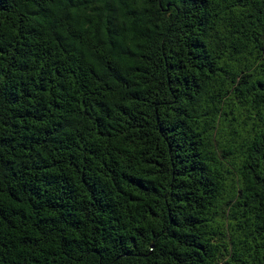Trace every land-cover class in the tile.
I'll return each instance as SVG.
<instances>
[{
	"label": "trees",
	"instance_id": "trees-1",
	"mask_svg": "<svg viewBox=\"0 0 264 264\" xmlns=\"http://www.w3.org/2000/svg\"><path fill=\"white\" fill-rule=\"evenodd\" d=\"M0 264H264V0H0Z\"/></svg>",
	"mask_w": 264,
	"mask_h": 264
}]
</instances>
